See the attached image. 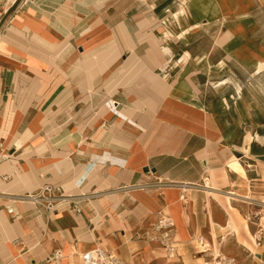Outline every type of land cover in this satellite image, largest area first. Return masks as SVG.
Wrapping results in <instances>:
<instances>
[{
    "label": "crops",
    "instance_id": "obj_1",
    "mask_svg": "<svg viewBox=\"0 0 264 264\" xmlns=\"http://www.w3.org/2000/svg\"><path fill=\"white\" fill-rule=\"evenodd\" d=\"M255 7L0 0V264H52L56 249L57 264H81L97 245L126 264H198L229 257L231 239L264 264L256 239L264 238V111L253 105L255 134L242 155L220 109L229 111L227 99L206 98L200 84L205 77L219 93L233 90L234 60L264 77V52L257 59L235 40ZM221 22L229 30L197 57L200 71L176 61ZM45 184L61 190L57 213L28 197ZM161 211L175 221L176 261L143 236Z\"/></svg>",
    "mask_w": 264,
    "mask_h": 264
},
{
    "label": "rangeland",
    "instance_id": "obj_2",
    "mask_svg": "<svg viewBox=\"0 0 264 264\" xmlns=\"http://www.w3.org/2000/svg\"><path fill=\"white\" fill-rule=\"evenodd\" d=\"M255 5L256 7L248 12L242 19L244 40L238 37H236L235 40L241 45L248 46L249 49L253 52L252 56L260 59L258 52H264V0H255ZM238 22H240V20H238ZM235 23L232 22V25ZM229 25L230 24L221 22L218 23V25H213L209 29H203V31L196 34L193 37V40H191V42L189 43L190 47L187 48L189 54L187 53V56H185L184 52L183 54H180L178 52L176 55V61L179 62V59H183V61L186 60L188 62H194L197 70L200 71L201 69H198L200 65V58L197 57H203L207 55L206 53H208L209 55L212 47L214 46L213 43L216 40L215 38L222 35L224 31H228L230 27ZM227 35L231 36L229 32L227 33ZM225 41L226 40H224V38L220 39L221 43ZM181 49H184L183 46L181 47ZM183 56H185V58H183ZM213 56L214 58L219 59L222 56V52H220V49L216 50L215 48H213ZM192 57L195 58L196 61H193ZM233 63L235 64V72L238 74V78H236L235 81H232L235 82V87L233 90H226L224 91V93H219L214 87L209 85L208 80L205 77L201 80L200 84H202L203 94L206 98L217 100L225 97V99H227L228 105L226 108L229 111H225L224 108L220 109L222 112H224L222 116L229 127V134L236 136L237 139H242V141L244 142V144L242 142V144L239 146L240 153H242L243 155L245 152H250L251 148H249L248 151H246V148L248 147V145L250 147L251 143L253 142L252 135L255 134V128H252L254 127L253 121L256 118V114L253 113V105L256 104L264 111V77L260 76L256 72H254V74L252 75L255 69L253 66H251V68H248L244 66V64L239 60H234ZM242 96L250 102V105L245 106L240 103ZM254 216L258 215L254 214ZM246 220L247 222H249L250 219L248 220L246 218ZM260 228H262V225ZM251 229L252 231H255L253 225ZM245 231L248 232L246 229ZM257 231L252 233L257 234ZM244 234L245 232L242 235ZM256 239L258 244L264 242V238ZM249 249H252L255 252V248L252 247V245L249 246ZM223 251L225 254L229 255V258H235V264H257V255L253 257L250 256L247 252V249L234 239H231V241L226 244L225 250ZM218 253L219 251L216 250V256L219 255ZM176 259L177 256L172 258L171 260L176 261ZM205 261L212 262L210 264H215L214 262L218 261V257L217 259H214V256L204 257L198 261V264H204Z\"/></svg>",
    "mask_w": 264,
    "mask_h": 264
},
{
    "label": "built area",
    "instance_id": "obj_3",
    "mask_svg": "<svg viewBox=\"0 0 264 264\" xmlns=\"http://www.w3.org/2000/svg\"><path fill=\"white\" fill-rule=\"evenodd\" d=\"M34 202L41 204L49 214L57 213L59 206L64 202L61 190L52 184H45L38 192L28 194ZM76 210H79L78 208ZM10 213L13 209L8 210ZM143 236L151 243H156L165 251L166 259L178 256L179 244L176 237L175 221L165 211L158 213L157 219L143 232ZM64 257L61 249H56L48 262L57 264ZM235 258L224 255L218 257L216 264H235ZM81 264H126L125 261L114 251L101 245L89 249L81 254Z\"/></svg>",
    "mask_w": 264,
    "mask_h": 264
},
{
    "label": "bare ground",
    "instance_id": "obj_4",
    "mask_svg": "<svg viewBox=\"0 0 264 264\" xmlns=\"http://www.w3.org/2000/svg\"><path fill=\"white\" fill-rule=\"evenodd\" d=\"M237 159V158H236ZM239 167V169L242 171V174L244 175L245 174V169H244V167H242L241 165H239L238 166ZM209 183V182H208ZM230 193V192H229ZM231 194V193H230ZM234 194V193H233ZM227 196H229V195H227ZM231 196V195H230ZM229 196V197H230Z\"/></svg>",
    "mask_w": 264,
    "mask_h": 264
},
{
    "label": "water",
    "instance_id": "obj_5",
    "mask_svg": "<svg viewBox=\"0 0 264 264\" xmlns=\"http://www.w3.org/2000/svg\"><path fill=\"white\" fill-rule=\"evenodd\" d=\"M257 257H260V255H259V254H257Z\"/></svg>",
    "mask_w": 264,
    "mask_h": 264
}]
</instances>
